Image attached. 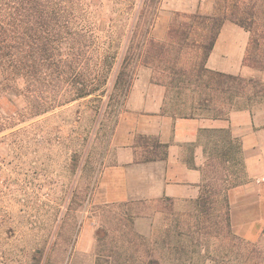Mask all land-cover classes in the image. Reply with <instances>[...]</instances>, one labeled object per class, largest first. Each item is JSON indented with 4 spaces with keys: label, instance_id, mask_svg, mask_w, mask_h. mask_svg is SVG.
<instances>
[{
    "label": "rangeland",
    "instance_id": "rangeland-1",
    "mask_svg": "<svg viewBox=\"0 0 264 264\" xmlns=\"http://www.w3.org/2000/svg\"><path fill=\"white\" fill-rule=\"evenodd\" d=\"M198 1L83 0L82 17L116 45L120 59L135 57V76L149 68L155 82L172 79L166 111L186 114L203 90L202 51L191 44L180 54L176 46L163 51L155 43L167 45L174 21L194 14L182 9ZM212 1V16L238 8L247 23L258 17L245 59L253 74L242 76L254 81L252 100L239 106L264 118V1ZM165 25V40H155L151 31ZM198 35L191 40L200 42ZM7 93L0 89V264H241L238 252L252 249H238L225 233L177 236L175 226L187 219L190 200L105 202L101 175L116 163L111 139L125 102L104 114L108 96L91 95L34 115L23 95ZM214 106L194 114L212 115ZM216 208L210 219L226 232V209ZM255 244L263 259L264 232Z\"/></svg>",
    "mask_w": 264,
    "mask_h": 264
},
{
    "label": "trees",
    "instance_id": "trees-1",
    "mask_svg": "<svg viewBox=\"0 0 264 264\" xmlns=\"http://www.w3.org/2000/svg\"><path fill=\"white\" fill-rule=\"evenodd\" d=\"M83 4V0H0V89L23 95L28 100L31 114L41 115L91 95H107L106 114L108 111L112 113L115 108L119 111L126 100L135 77L137 61L129 54L123 59L119 58L116 45L113 48L112 41L105 34L100 36L82 17L85 11ZM185 18L186 21H174L167 45L154 43L162 46L163 51L176 46L180 54L191 44H198L202 51L199 80L203 81V90L195 100L196 108L186 114L174 112L171 115L194 117L196 110L210 111L207 106L214 103V114L198 115L226 118L232 110L243 109L239 106L241 100L247 103L252 100L254 81L209 70L205 63L227 20L253 32L254 26L259 24L256 21L258 17L247 23L237 8L230 11L225 9L221 16L196 12ZM195 35L201 38L200 42L191 40ZM260 41L254 39L255 48L263 45ZM18 81H23V89L17 87ZM158 83L167 89V112L166 101L173 82L171 79ZM203 134L208 142L205 146L207 160L203 168L201 191L197 199L189 201L190 213H184L187 219L179 220L174 233L179 237L195 233L202 236L225 233L237 243L238 249L241 245L245 248L252 246V249L238 252L237 259L241 260V264H263L264 258L261 259L256 252V244L235 235L230 224L228 191L244 183L247 178L241 146L231 140L228 130L206 131ZM139 143L152 147V152L146 154L143 161L165 160L166 145L145 137H141ZM218 206L226 209V232L220 223H212L210 219L211 212L218 210Z\"/></svg>",
    "mask_w": 264,
    "mask_h": 264
},
{
    "label": "crops",
    "instance_id": "crops-1",
    "mask_svg": "<svg viewBox=\"0 0 264 264\" xmlns=\"http://www.w3.org/2000/svg\"><path fill=\"white\" fill-rule=\"evenodd\" d=\"M212 0H201L182 10L212 14ZM168 22V17H164ZM155 40L167 36L166 25L151 31ZM250 33L226 21L206 66L209 70L235 76L253 74L245 65ZM151 70L135 76L111 139L115 161L101 175L106 203L134 199L155 201L194 200L199 197L207 156L206 131L228 130L242 149L246 180L228 191L230 224L235 235L251 243L264 232V118L250 108L232 110L226 118L208 116L173 117L165 112L167 89L153 81ZM141 137L166 145V158L143 161L152 147Z\"/></svg>",
    "mask_w": 264,
    "mask_h": 264
}]
</instances>
